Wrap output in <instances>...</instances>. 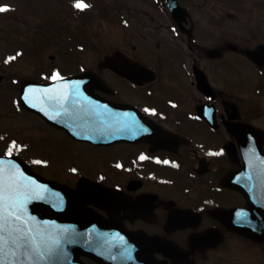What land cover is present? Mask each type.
I'll return each instance as SVG.
<instances>
[{
  "label": "flooded vegetation",
  "instance_id": "obj_1",
  "mask_svg": "<svg viewBox=\"0 0 264 264\" xmlns=\"http://www.w3.org/2000/svg\"><path fill=\"white\" fill-rule=\"evenodd\" d=\"M177 2L184 9L178 20L165 0L150 3L167 20L157 26L165 25L169 38L122 49L127 60L144 66L134 70L143 72L142 82L99 61L69 72L92 70L102 82L71 85L62 95L61 118L21 107L35 118L30 141L19 145L0 133V144L18 155L27 149L28 164L48 179L73 189L83 179L107 188L102 200L87 203L97 218L93 225L103 234L137 235L157 264H264V220L258 209L245 211L254 190L237 188L240 181L254 184L243 168L252 155L264 153V51H258L264 35H208L207 46L194 13L202 6ZM196 68L205 83H198ZM83 97L95 102L92 112L101 118L87 121L102 123H82ZM112 115L118 119L110 122L127 123L106 125ZM119 127L139 132L112 131ZM260 135L259 150L252 146ZM135 137L141 139L130 140ZM82 149L92 154L79 167L74 157ZM49 169L54 172L47 174Z\"/></svg>",
  "mask_w": 264,
  "mask_h": 264
},
{
  "label": "rangeland",
  "instance_id": "obj_2",
  "mask_svg": "<svg viewBox=\"0 0 264 264\" xmlns=\"http://www.w3.org/2000/svg\"><path fill=\"white\" fill-rule=\"evenodd\" d=\"M75 2L0 0V7L6 9L0 12V73L3 74L0 82V133H9L19 141V145L30 141L31 121L34 122L35 118L21 108L16 113L14 102L20 82L38 78L39 66L34 64H46V70H41L46 71L42 82H47L51 74L58 77L80 69L94 68L98 59L114 48L122 50L129 43L145 44L152 38L170 36L163 28L165 25L157 26L167 20L163 18L165 22H162L160 13L150 7L152 0H82L83 4L88 5L83 10L73 7ZM194 2L202 6V10L196 8L194 11L195 19L201 23L197 28L200 41H205L204 36L218 34L228 37L264 35V27H249L251 24L264 26V0ZM206 42L205 45L210 46ZM6 54L15 57L9 64L1 62L7 61L4 57ZM76 62L81 66L77 67ZM34 133L35 136L40 135L38 130ZM4 145L0 144V152L7 149V146L3 148ZM21 153V157H29L27 149ZM87 154L92 152L82 149L74 157V163L81 167ZM46 172L50 174L54 171L49 169ZM58 177L62 175L59 173Z\"/></svg>",
  "mask_w": 264,
  "mask_h": 264
},
{
  "label": "water",
  "instance_id": "obj_3",
  "mask_svg": "<svg viewBox=\"0 0 264 264\" xmlns=\"http://www.w3.org/2000/svg\"><path fill=\"white\" fill-rule=\"evenodd\" d=\"M168 4L171 12L176 16V12L179 11L176 1L168 0ZM258 51L263 52L264 45H260ZM99 64L102 67H112L117 73L129 77L135 82H139L140 79L134 69L143 68L124 58L119 50H115L111 55H105ZM196 74L199 84L205 82L203 73L196 70ZM90 76L91 72H86L64 77L48 84L25 81L20 88L21 103L29 110L55 106L59 108L61 104L57 103L58 97L49 99L46 98V95L67 91L65 88H70L72 84H90ZM94 103L92 100L84 98L79 105L85 114H81L84 125L91 123L87 121V118L101 120L92 112ZM40 114L47 118L50 117V113L47 111H41ZM57 115L61 116V113L59 112ZM93 140L97 141L95 138ZM261 142L260 135L259 139H255L252 147L260 150ZM0 169L3 170L0 174V186L4 189L8 204L5 215L8 212L13 213L10 218L12 227L27 231L42 248L50 249L39 264H85L80 260V255L88 256L99 264H156L153 257L147 256V252L129 249V247L124 248L123 243L120 241L118 243L115 236L108 237L95 228L93 223L97 218L85 204L88 201L95 203L99 200L101 194L97 184L82 180L77 190L70 189L43 178L24 161L11 155H0ZM243 170L251 174V181L254 184H250L249 191L254 190L253 197H255L250 195L245 211L251 214L254 209H258L262 220H264L262 212L264 211V153L260 150L252 155L250 163H247ZM247 180L249 182V178ZM237 188L245 193L248 185L246 182L240 181ZM17 216L19 219L15 218ZM249 234L253 233L249 232ZM4 235L6 239L10 240L7 231ZM102 238L106 242L109 240L107 243L114 244V248L108 245L103 248ZM7 247L8 245H6Z\"/></svg>",
  "mask_w": 264,
  "mask_h": 264
},
{
  "label": "snow or ice",
  "instance_id": "obj_4",
  "mask_svg": "<svg viewBox=\"0 0 264 264\" xmlns=\"http://www.w3.org/2000/svg\"><path fill=\"white\" fill-rule=\"evenodd\" d=\"M73 7L83 10L88 7V5L83 4L82 0H76ZM5 10V8L0 7V12ZM17 55H19V53H17ZM8 59L12 60L15 59V57H9ZM14 144L15 142H13V145ZM10 153L11 146L8 154ZM36 163H40V161H36ZM2 171L3 170L0 169V174H2ZM12 206L14 207L15 205L13 204ZM7 207L8 204L4 195V189L0 186V264H39L50 249L42 248L41 245L36 242L35 238L31 237L27 231L20 228H13L10 220L13 213L8 212L7 215H5ZM15 218L19 219L18 216ZM6 231L8 232L10 240L6 239L4 235ZM6 245H8L7 248ZM6 257L8 258L6 259Z\"/></svg>",
  "mask_w": 264,
  "mask_h": 264
}]
</instances>
